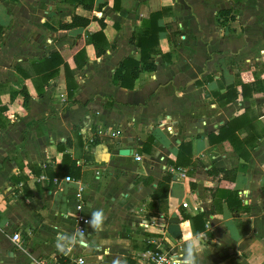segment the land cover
Returning a JSON list of instances; mask_svg holds the SVG:
<instances>
[{
	"label": "crops",
	"instance_id": "obj_1",
	"mask_svg": "<svg viewBox=\"0 0 264 264\" xmlns=\"http://www.w3.org/2000/svg\"><path fill=\"white\" fill-rule=\"evenodd\" d=\"M119 3L116 9L114 0H95L91 10L72 0H0V264H37L57 249L80 253L85 249L79 239L100 246L86 250L87 264H121L156 238L140 225L156 214L180 225L184 254L186 242L198 240V264H264V133L247 160L228 144L208 140L209 133L246 109L263 114L256 124L264 132V0ZM163 8L167 12L159 25L175 22L179 33L172 35L168 27L160 32L156 70L143 72L132 89L116 85L113 76L120 62L130 55L140 59L130 41L133 33ZM225 9L234 17L226 22L218 15ZM75 14L91 19L90 24L62 29L60 24ZM101 20L108 48L98 56L89 36L102 29ZM82 48L83 65L78 67L75 55ZM54 52L62 53L73 72L72 96L64 65L47 81L35 66ZM243 83L252 86L246 97ZM232 87L238 96L224 103L216 92L224 95ZM23 88L31 96L27 105ZM85 131L94 135L93 143L83 139ZM149 137L153 144L145 152ZM184 141L193 143L194 163L175 168L172 162ZM124 149L131 155L120 154ZM64 153L79 168L72 177L85 186V212L90 218L93 211L104 212L99 235H91L92 227L88 236L76 234L77 183L56 185L48 175L58 172ZM219 169L234 172L228 178ZM166 173L173 175L168 196L154 199ZM226 191L238 192L241 209H230ZM183 201L191 207L184 208ZM200 213L207 216L211 235L204 245L203 233L183 218ZM116 227L144 246L102 235ZM17 231L19 244L13 240Z\"/></svg>",
	"mask_w": 264,
	"mask_h": 264
},
{
	"label": "trees",
	"instance_id": "obj_2",
	"mask_svg": "<svg viewBox=\"0 0 264 264\" xmlns=\"http://www.w3.org/2000/svg\"><path fill=\"white\" fill-rule=\"evenodd\" d=\"M114 7L116 9H120V0H114ZM72 2L82 5L86 9H93L95 0H72ZM167 12L166 8H163L158 11H154L151 13L150 17L147 19H143L141 28L137 29L130 41L132 44L136 46L139 51L140 59L137 60L133 56H127L124 58L119 66L116 68L113 82L116 85H120L122 87L132 89L135 85V81L140 75L145 71H154L157 69V64L155 60V55L160 53V32H162L165 28L171 29L172 35H177L179 33L178 26L173 22L169 26H161L159 25V20L165 15ZM231 9H225L218 13L220 18H223L224 21H229L233 19V15ZM222 21V22H224ZM91 22V19L80 16L73 15L70 22L60 24L62 29H72L76 27H87ZM102 29L98 32H95L89 36V42L94 44L96 49V54L101 56L104 54L108 48V42L103 32V28L105 23L101 20ZM3 28L0 25V32H2ZM85 55V49L82 48L76 55L75 60L78 64V67H81L83 63L79 62L80 56ZM61 65L65 66L66 75H67V87H68V95L72 96L73 92L76 88V85L72 81L73 72L70 70L69 64L67 60L63 57L62 53L54 52L42 60L38 61L35 66L39 70V72L43 73L44 81L49 80L50 78L56 76L59 72V68ZM20 68H18V71ZM261 88L264 90V80L261 82ZM242 94L244 97L248 96L247 90H252L251 84L243 83ZM21 93L24 96L25 105L31 99L30 94L28 93L26 88L21 90ZM39 95H43V90H39ZM216 95L224 100V103H228L233 99H236L238 96L237 89L232 87V89H228L226 94H220V92H216ZM261 112L257 111L256 114H253L251 109H246L245 112L239 116H236L229 120L224 126L218 129V132H211L208 134V140L210 144L217 143H226L228 144L234 152H236L239 157L243 159H249L251 152L250 149L256 145V142L264 133L262 130L260 131L257 127L256 120L260 117ZM2 123L0 119V124ZM153 144V138L149 137L144 144V151H150V148ZM60 151H64L65 148L62 145H58ZM193 154V143L191 141H184L181 143L179 147V152L176 161L172 162V165L175 168H185L191 166L194 161L192 160ZM32 169L38 175H41V169L38 171L35 164H32ZM211 172V171H210ZM234 172V170H225L219 169L217 173H223L224 177H230V173ZM61 174H69L71 176L77 177L79 175V168L76 165V161L71 157L70 154L64 153L61 164L59 165V170L57 173L48 172V175L51 180L55 176H61ZM63 175V176H64ZM173 179V175L171 173H166L162 180H160L155 188L153 193V198H163L167 197L170 189V183ZM151 178H147L145 182L147 183ZM192 188L196 187L195 183H191ZM225 198L228 202V205L232 211H238L243 207V202L239 198V194L236 191H226ZM183 218L186 220H191L193 229L196 233H203V239L209 238L211 235L207 231V216L203 213L190 215L184 214ZM154 248L153 244H149L147 249ZM121 264H136L134 258L127 257L123 260Z\"/></svg>",
	"mask_w": 264,
	"mask_h": 264
},
{
	"label": "built area",
	"instance_id": "obj_3",
	"mask_svg": "<svg viewBox=\"0 0 264 264\" xmlns=\"http://www.w3.org/2000/svg\"><path fill=\"white\" fill-rule=\"evenodd\" d=\"M83 139L88 143L94 142V135L87 134L86 131L82 132ZM112 137H118L117 131H112ZM134 152H132L133 154ZM135 159L137 161H142V155L138 153H134ZM99 175V172H98ZM46 175H42L41 179H46ZM53 183L56 185L66 184V183H77V188L74 193L77 204H76V234L81 237L88 236V232L90 229V225L87 223L90 220V216L85 212L88 209V203L84 197L85 186L84 184L76 180L69 174L64 176H55L53 178ZM240 194L243 195L242 192ZM182 205L184 208H190L191 205L189 201H183ZM152 223H150L147 219L143 221L140 225L142 227L143 232H147L148 229H157V232L160 236L156 238H152L149 240V243L153 244L154 248L146 249L145 251L139 253L134 259L136 264H182L184 258V252L182 251L183 246L180 243V238L175 239L168 232L167 227L171 221L164 214L154 216L151 218ZM207 227V224H206ZM13 240L18 244L22 241V236L20 231H17L13 234ZM206 240L201 239L200 244H205ZM78 245L85 249L80 253H71V248H67V250L61 254L59 257L54 258L52 260H47L46 258L39 257L36 260L37 264H87L86 259V250L88 248L94 247L90 242L85 239H79ZM94 249H100V246L97 245Z\"/></svg>",
	"mask_w": 264,
	"mask_h": 264
},
{
	"label": "clouds",
	"instance_id": "obj_4",
	"mask_svg": "<svg viewBox=\"0 0 264 264\" xmlns=\"http://www.w3.org/2000/svg\"><path fill=\"white\" fill-rule=\"evenodd\" d=\"M87 223L95 230H102L104 223L103 210H96L91 213V219ZM184 258L182 264H198L197 254L201 251L198 240L192 239L186 242Z\"/></svg>",
	"mask_w": 264,
	"mask_h": 264
},
{
	"label": "rangeland",
	"instance_id": "obj_5",
	"mask_svg": "<svg viewBox=\"0 0 264 264\" xmlns=\"http://www.w3.org/2000/svg\"><path fill=\"white\" fill-rule=\"evenodd\" d=\"M157 216H158V214H156ZM139 220H142V219H144V218H138ZM150 223H152V219H151V217H148L147 216V218H146ZM145 219V220H146ZM110 230H113L114 232H110V233H106V234H102V235H105V236H108V237H115V238H118V239H122V238H129L131 241H132V246L134 245V246H144L143 245V243H141L135 236L133 237V236H131L129 233H126V232H124L123 230H121L120 228H112V229H110ZM148 233H150V234H154V236L153 237H158V236H160L159 235V233L157 232V229H148V231H147ZM99 235L98 234V232H97V230H95V229H93L92 228V233H91V235ZM24 239L25 240H27V237H24ZM24 239H23V241H24ZM61 252H62V250L61 249H57V250H53L52 252H50V253H48V254H45V255H43V256H41L42 258H46L47 260H52V259H54V258H57V257H59L60 255H61ZM139 254V253H138ZM133 255V254H132ZM135 255H137V254H135ZM86 256H88V254H87V252H86Z\"/></svg>",
	"mask_w": 264,
	"mask_h": 264
},
{
	"label": "water",
	"instance_id": "obj_6",
	"mask_svg": "<svg viewBox=\"0 0 264 264\" xmlns=\"http://www.w3.org/2000/svg\"><path fill=\"white\" fill-rule=\"evenodd\" d=\"M120 154L131 155V151L130 149H124L120 151ZM167 230L171 234V236L175 239H178L182 236L181 227L177 222L169 223Z\"/></svg>",
	"mask_w": 264,
	"mask_h": 264
}]
</instances>
